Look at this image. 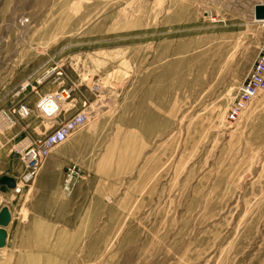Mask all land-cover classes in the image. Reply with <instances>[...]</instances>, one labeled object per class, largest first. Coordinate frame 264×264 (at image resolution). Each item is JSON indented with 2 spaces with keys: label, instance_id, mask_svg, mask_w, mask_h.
Returning a JSON list of instances; mask_svg holds the SVG:
<instances>
[{
  "label": "rangeland",
  "instance_id": "374dc122",
  "mask_svg": "<svg viewBox=\"0 0 264 264\" xmlns=\"http://www.w3.org/2000/svg\"><path fill=\"white\" fill-rule=\"evenodd\" d=\"M263 22L232 0H0V177L22 186L0 184V264H264V94L228 116ZM61 81L58 121L84 99L88 119L26 182Z\"/></svg>",
  "mask_w": 264,
  "mask_h": 264
},
{
  "label": "built area",
  "instance_id": "2783aa9c",
  "mask_svg": "<svg viewBox=\"0 0 264 264\" xmlns=\"http://www.w3.org/2000/svg\"><path fill=\"white\" fill-rule=\"evenodd\" d=\"M52 75H58L55 77V81H59L61 77H63V72L59 69L47 73L46 77H42L41 81L51 78L50 76ZM59 84L61 86L56 92L48 91L39 95L40 101L37 104V108L50 122L45 133H42L37 138L28 139L25 148L21 149V159L26 167V173L23 178L26 182L32 180L37 174L43 164V159L52 149L58 146V144L65 142L74 131L84 126L88 119V114L86 112L89 106V100L84 99L80 103V110L71 114L68 119L61 122L58 121L64 109L63 105L66 102L72 101L73 93L77 88V85L74 83L70 85L64 84V81H61ZM33 89L37 90V87L33 86ZM93 90L98 89L93 86ZM236 94L234 102L229 107L228 116L231 120L239 118L242 112L246 110L258 96L264 94V43L261 45L258 56L248 75L237 88ZM69 110L71 111V108H69L68 111ZM19 113L22 116H26L29 115L30 111L27 106L22 105L19 109ZM3 147L4 144L0 139V151L4 149ZM21 190V183H16L14 191L20 192Z\"/></svg>",
  "mask_w": 264,
  "mask_h": 264
},
{
  "label": "water",
  "instance_id": "95a60500",
  "mask_svg": "<svg viewBox=\"0 0 264 264\" xmlns=\"http://www.w3.org/2000/svg\"><path fill=\"white\" fill-rule=\"evenodd\" d=\"M255 17L257 21H264V4H257L255 7ZM0 183L7 185L10 189L16 186V179L9 176L0 177ZM12 211L8 205L0 208V249L6 247L8 237V227L12 221Z\"/></svg>",
  "mask_w": 264,
  "mask_h": 264
},
{
  "label": "crops",
  "instance_id": "0c3cea01",
  "mask_svg": "<svg viewBox=\"0 0 264 264\" xmlns=\"http://www.w3.org/2000/svg\"><path fill=\"white\" fill-rule=\"evenodd\" d=\"M232 2L234 3L235 6H239L240 5V6L248 7L252 17H254L255 19H256V17H255V7H256V5L257 4H261V3L264 4V0H232ZM41 92L42 93L44 92V88L43 87H42V91ZM7 176L12 177L10 175H7ZM2 185L5 186L6 189L10 191V188L7 185H5V184H2Z\"/></svg>",
  "mask_w": 264,
  "mask_h": 264
}]
</instances>
